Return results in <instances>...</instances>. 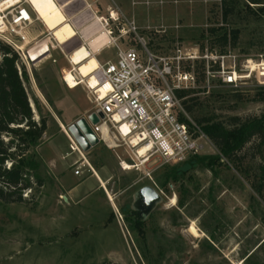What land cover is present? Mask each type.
Listing matches in <instances>:
<instances>
[{"label":"rangeland","instance_id":"rangeland-1","mask_svg":"<svg viewBox=\"0 0 264 264\" xmlns=\"http://www.w3.org/2000/svg\"><path fill=\"white\" fill-rule=\"evenodd\" d=\"M88 2L99 17L108 20L122 50L142 55L144 44L155 57L173 58L177 50L186 54L198 49L204 55L209 49L216 62H211L215 77L210 81L196 72L197 67L206 68L207 62L181 64V71L195 76L196 85L190 91H200V99L211 91L221 94L209 102V116L247 118L264 113L259 89L264 87V67H257L264 61L263 19L251 16L242 21L238 44L229 45L227 54L219 56L221 45L213 42L209 30L224 25L222 0ZM54 30L53 37L46 33L30 39L25 48L27 60L22 64L30 79L25 87L34 118L37 123L47 122L40 145L31 151L42 164V185L30 177L33 188L23 193V203L0 200V264H264V199L223 159L215 172L199 168L183 181L161 188L165 171L177 165L124 170L120 162L130 161L127 154L100 143L87 153L81 151L99 179L87 172L88 166L84 175H75L77 162L83 159L72 154L61 125L67 132L86 117L91 105L83 86L71 90L62 81V69L70 67L60 49L51 44L64 46L72 56L82 41H72L76 33L68 22ZM116 53L113 47L106 49L100 62L115 60ZM222 64L242 77L238 87L218 84ZM247 68L254 71L251 76ZM234 93L245 100L232 101ZM248 148L242 153L244 163L254 168L258 159L252 146ZM217 155L210 145L199 157ZM10 166L8 162L6 167ZM146 187L158 194L149 209L143 195ZM135 218L144 222L145 241L132 228Z\"/></svg>","mask_w":264,"mask_h":264},{"label":"built area","instance_id":"built-area-1","mask_svg":"<svg viewBox=\"0 0 264 264\" xmlns=\"http://www.w3.org/2000/svg\"><path fill=\"white\" fill-rule=\"evenodd\" d=\"M9 1L0 0V40L9 45L24 62L27 60L25 48L30 44L29 29L40 20L27 0H20L14 6L7 5ZM100 21L111 38L109 45L117 50L116 59L99 63L98 68L85 80L81 79L76 66L71 63V52L62 45L55 47L51 44L52 48L60 49L70 67L68 70L62 69L64 84L69 88L67 78L71 74L77 87L83 86L86 90L91 108L85 119L100 143L112 151L122 150L127 154L130 161L120 162L124 170L145 169L147 165H178L203 154L212 143L185 113L177 93L189 91L196 85L193 74L181 71L184 61L207 62V81L215 77L211 72V62H215L212 53L208 49L204 55L198 49L186 54L177 50L173 58L155 57L144 44L145 54L142 55L133 49L122 50L113 38L108 20L100 18ZM131 30L135 31V28L131 27ZM247 69L251 76L254 71ZM217 73L226 86L238 87L240 84L242 77L234 68L227 70L222 64ZM93 77L98 81L95 88L90 87L88 82ZM106 85L108 89L103 94L102 88ZM92 114L99 118L97 125L89 121ZM181 116L189 123L182 122ZM69 140L72 154L78 153L83 159L77 162L79 166L75 175H84L87 166V172L95 174L75 141L72 138ZM146 176L152 179L151 173L148 172Z\"/></svg>","mask_w":264,"mask_h":264},{"label":"trees","instance_id":"trees-1","mask_svg":"<svg viewBox=\"0 0 264 264\" xmlns=\"http://www.w3.org/2000/svg\"><path fill=\"white\" fill-rule=\"evenodd\" d=\"M251 16L264 20V0H222L224 25L209 30L214 36L213 42L221 45L219 56L227 54L226 48L229 45L238 44L242 30L240 23L251 19ZM196 72L201 79L206 77L205 66L197 67ZM29 80L28 72L18 54L0 40V200L10 204L23 203V193L33 188L30 177H34L37 184L42 185V164L31 151L40 145L47 132V122L45 119L40 123L35 121L25 87ZM218 84L226 86L221 81ZM259 89L264 98V87ZM199 93L200 91L195 90L180 91L177 97L182 100L185 113L208 137L218 155L194 156L169 168L160 180L161 188H166L172 182L183 181L190 172L199 168L215 172V167L221 165L220 160L223 159L233 164L244 179L249 181L254 193L264 199V113L247 118L231 116L221 119L216 115L209 116L206 113L209 102L222 96L219 92L211 91L208 97L200 99ZM232 98L236 103L245 100L239 93L232 94ZM180 119L189 123L184 116ZM3 137L8 141L5 142ZM250 146L255 151L254 158L258 159L254 168L246 167L242 154ZM8 162L11 163L9 168L6 167ZM122 211L125 217L129 216L126 210ZM134 220L132 228L145 241L142 218Z\"/></svg>","mask_w":264,"mask_h":264},{"label":"bare ground","instance_id":"bare-ground-1","mask_svg":"<svg viewBox=\"0 0 264 264\" xmlns=\"http://www.w3.org/2000/svg\"><path fill=\"white\" fill-rule=\"evenodd\" d=\"M27 1L32 7V9L35 11L37 16L39 17L40 22H42L46 26V28L51 32L52 37L56 26L59 24L61 25V23L67 22L61 8L59 7V5H57L58 3L56 4L55 0H27ZM18 3H20V0H10L7 5L14 6V5H18ZM52 23L54 24L56 23V24L51 25ZM87 43H88L87 44L88 47L92 50V52L96 54L102 49H104L105 46H107L110 43V41L107 33L105 31H101L94 37L88 36ZM70 61L74 66H76L77 70L79 71L81 79L84 80L86 78H89L99 66L98 60L94 55L91 54V51L87 48L86 45L79 47L70 57ZM257 67H264V61ZM67 81L69 84V89L73 90L77 88V83L76 81L73 80V76L71 74L68 75ZM88 82L90 83V87L93 88L97 87L98 85V81L94 77L88 79ZM106 89H108V85L102 88L103 94L106 92ZM61 127L62 130L66 133L67 137L71 139V137L67 134L64 126L61 125ZM172 202H174V200Z\"/></svg>","mask_w":264,"mask_h":264},{"label":"crops","instance_id":"crops-1","mask_svg":"<svg viewBox=\"0 0 264 264\" xmlns=\"http://www.w3.org/2000/svg\"><path fill=\"white\" fill-rule=\"evenodd\" d=\"M55 2L56 4L58 3L57 5H59V7L61 8L66 21L70 23V25L75 30L76 35L72 41H78L79 43H81V41L82 43L85 42V45L91 51V54L96 57L99 63H101V58L105 54H103V52L106 49L112 48L113 46L110 47L111 45L108 44L104 49L95 54L87 45L88 43L86 36L92 37L99 31H103V27L100 21L101 17L96 14L95 10L93 9V5L89 3L88 0H55ZM28 33L29 39L31 40L37 39L44 35L51 36V32L42 22H35L29 29ZM46 33L48 35H46ZM109 40H111L110 37ZM105 62L106 61H104L103 63ZM96 176L97 173L95 172L94 177L96 179H99V177Z\"/></svg>","mask_w":264,"mask_h":264},{"label":"water","instance_id":"water-1","mask_svg":"<svg viewBox=\"0 0 264 264\" xmlns=\"http://www.w3.org/2000/svg\"><path fill=\"white\" fill-rule=\"evenodd\" d=\"M89 121L92 125H97L99 123V118L95 114H92L89 116ZM67 133L71 136L83 153L89 152L92 148L100 144L98 137L93 132L85 118H82L74 125L69 126ZM143 195L147 209L152 207L158 199L157 192L151 187H146Z\"/></svg>","mask_w":264,"mask_h":264}]
</instances>
